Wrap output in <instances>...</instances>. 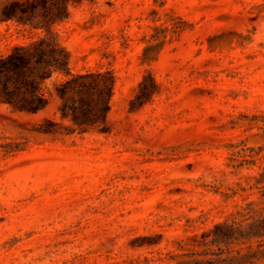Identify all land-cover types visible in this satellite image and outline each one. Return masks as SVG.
Instances as JSON below:
<instances>
[{
	"label": "rangeland",
	"instance_id": "obj_1",
	"mask_svg": "<svg viewBox=\"0 0 264 264\" xmlns=\"http://www.w3.org/2000/svg\"><path fill=\"white\" fill-rule=\"evenodd\" d=\"M45 1L0 0V55L41 42L156 90L107 134L0 106V264H264V0Z\"/></svg>",
	"mask_w": 264,
	"mask_h": 264
},
{
	"label": "trees",
	"instance_id": "obj_2",
	"mask_svg": "<svg viewBox=\"0 0 264 264\" xmlns=\"http://www.w3.org/2000/svg\"><path fill=\"white\" fill-rule=\"evenodd\" d=\"M38 1L46 10L49 9L48 1ZM21 7L17 2L7 5L3 19H10ZM55 75L61 78L56 85L59 97L63 98L69 92L76 94V99L63 104L58 119L51 115L53 95L45 86ZM154 87V81L150 79L148 83L145 78L131 88L130 94L119 95L113 77L91 71L75 73L68 56H61L54 48H47L41 42L16 45L0 55V106L7 105L15 112L31 117L46 113L36 129L42 133L64 130L67 134L88 131L107 134L113 129L109 116L119 96L123 97L122 105L128 113H132L151 99L156 90ZM8 114V111L0 109V117Z\"/></svg>",
	"mask_w": 264,
	"mask_h": 264
}]
</instances>
